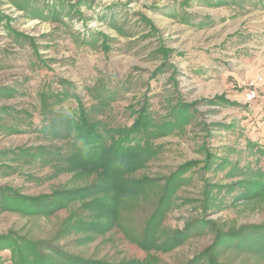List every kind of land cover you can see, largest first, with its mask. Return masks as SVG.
<instances>
[{"label": "rangeland", "instance_id": "rangeland-1", "mask_svg": "<svg viewBox=\"0 0 264 264\" xmlns=\"http://www.w3.org/2000/svg\"><path fill=\"white\" fill-rule=\"evenodd\" d=\"M29 1L0 0V187L10 189L0 190V238L46 240V254L56 247L111 263L152 254L162 264L198 258L197 264H209L200 254L217 232L247 234L264 225V0ZM34 4L46 17L34 13ZM60 79L73 83L71 92L76 89L89 106L95 102L89 88L105 82L116 95L99 116L113 125L130 126L133 110L144 104L160 120L170 119L180 104L194 106L188 122L153 140L157 155L127 175L141 183L122 196L121 224L105 232L69 227L81 202L45 215L1 199L96 182L95 176L57 174L52 161L22 154L39 145L52 152L64 146L42 131V92L61 91ZM222 94L229 102H209ZM61 107L72 112L77 102L55 106ZM189 162L193 166L178 175ZM174 175L180 178L168 188ZM160 198L170 203L159 240L188 232L177 246L147 251L136 241ZM85 213L90 220L91 212ZM250 242L219 243L218 264H264ZM12 255L11 246H0V264H14Z\"/></svg>", "mask_w": 264, "mask_h": 264}, {"label": "trees", "instance_id": "trees-1", "mask_svg": "<svg viewBox=\"0 0 264 264\" xmlns=\"http://www.w3.org/2000/svg\"><path fill=\"white\" fill-rule=\"evenodd\" d=\"M23 3L30 4L31 2L23 0ZM18 6L24 5L18 4ZM32 9L35 14H41L43 17L47 15L35 4L32 5ZM59 83L62 86L61 91L42 92L41 110L44 121L42 131L48 138L65 143L64 146L52 152L51 147L39 145L34 150L30 148L22 150V154L31 158L42 157L45 163L52 161L54 172L57 174L71 172L78 177L95 176L96 182L75 189L56 190L51 194L38 197L5 193L2 194L1 199L28 213L45 215L52 214L70 204L81 202L82 207L75 213L76 221L72 224L69 220V227L77 232H105L111 224L113 227L121 224L119 221L121 220L122 196L130 190V186L134 187L136 183H141V180L132 181L127 175L144 168L148 161L157 155V146L153 144V140L171 131L178 124L188 122L194 114V106L180 104L172 111L170 119L160 120L155 118L149 106L144 104L139 109L133 110L135 118L130 126L113 125L106 118L99 116L107 111L116 95V92L109 89L105 82L89 88V93L95 100L90 106L83 102L81 94L76 89L71 92L70 88L73 87V83L66 79H60ZM70 98H75L77 102V107L72 112H67L62 107L55 108L56 104H62ZM228 100L226 95L222 94L216 95L209 102L220 104L229 102ZM13 130L15 129H11ZM192 166V162L186 163L177 171V174L183 175L182 172ZM175 178L178 181L180 177L177 175L170 177L168 188L176 185ZM148 181L151 182V180ZM253 184L257 185V183ZM238 185L241 186V184ZM0 190L10 189L0 187ZM112 193L114 199H105ZM246 193L243 191L242 195ZM169 203L168 200L160 198L152 215L145 222L147 229L141 232L143 239L139 238V241L133 239L147 251L152 248L170 249L177 246L188 232L187 229L185 232L168 235L163 241L159 240L157 230L164 221V208ZM86 210L91 212L90 220L86 217ZM246 230L251 233H241L245 230L217 232L214 243L200 255L209 257V264H218L214 247L219 243L222 245L225 242H234L236 238L242 241L251 240L248 246L255 247L259 253L264 254V225L252 226L251 229ZM258 233L259 236H257ZM45 244L50 246L46 240L13 238L12 236L0 238V246L12 247L14 264H162L152 254L144 260L132 259L121 263L76 257L65 254L56 247L52 249L53 254H46L43 248ZM198 259H192L188 264H197Z\"/></svg>", "mask_w": 264, "mask_h": 264}, {"label": "built area", "instance_id": "built-area-1", "mask_svg": "<svg viewBox=\"0 0 264 264\" xmlns=\"http://www.w3.org/2000/svg\"><path fill=\"white\" fill-rule=\"evenodd\" d=\"M255 95H256V91H255V90L248 92V93H247V100H248V101L253 100L254 97H255Z\"/></svg>", "mask_w": 264, "mask_h": 264}]
</instances>
